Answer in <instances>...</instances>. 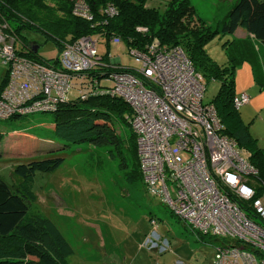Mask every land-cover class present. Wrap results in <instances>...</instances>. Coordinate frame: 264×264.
Listing matches in <instances>:
<instances>
[{"label": "built area", "instance_id": "obj_1", "mask_svg": "<svg viewBox=\"0 0 264 264\" xmlns=\"http://www.w3.org/2000/svg\"><path fill=\"white\" fill-rule=\"evenodd\" d=\"M73 2L74 14L92 21L86 0ZM109 12L114 15L112 9ZM0 41V63L7 66L8 76L0 96L2 121L28 116L34 109L38 113L54 111V101L31 106L29 95L37 91L48 93L51 75L58 82L56 91L62 88L69 97L78 74L91 70L99 60L98 48L91 37L68 45L58 56V66L16 54L13 34L1 36ZM112 42L118 44L119 39ZM130 55L134 58L135 74L125 71L112 74L110 93L124 99L132 109L130 125L136 136L147 193L204 235L235 237L254 244L250 247L239 241L218 247L214 264H264V197L251 205L248 200L255 192L257 196V191L253 185L251 189L247 186L254 182L248 178L259 173L237 142L223 134L214 105L204 102L205 78L194 70L179 47L154 43L145 51L132 49ZM249 103L250 97L245 93L233 98V105L239 110ZM158 189L164 195L157 196ZM246 212L254 214L249 216ZM152 225L157 230L155 221ZM153 236L156 241L148 239L146 246L154 249L159 245L155 250L166 252L169 242L156 232ZM254 247L259 251L250 250Z\"/></svg>", "mask_w": 264, "mask_h": 264}, {"label": "trees", "instance_id": "obj_2", "mask_svg": "<svg viewBox=\"0 0 264 264\" xmlns=\"http://www.w3.org/2000/svg\"><path fill=\"white\" fill-rule=\"evenodd\" d=\"M146 1L86 0L93 15L92 21H87L74 14L73 0H0V19L12 20L19 24L10 31L16 36L14 49L20 56L48 65L54 63L58 66L60 62L59 57L53 62L38 58L37 53L31 50L33 42L23 36L26 30L43 35L57 47L59 54L68 45L83 37H91L96 42L99 60L94 65L96 67L84 71V74L79 73L74 80L72 90L78 91L77 97L71 98V91L69 97L65 94L64 97L61 96L63 98H58L52 91L57 100L67 97L68 99L58 102L54 111L46 112L54 116L47 124L51 134L64 142L61 149L88 143L95 148L110 146L120 150L122 141L114 126L119 120L128 124L132 130V109L124 99L110 93L113 87V79L110 76L119 71L135 73L134 65H121L119 56L118 61L116 58L112 59L114 55H111V49L123 46L125 53L130 54L132 49L145 51L154 43L179 47L190 60L194 70L205 80L216 77L223 79L221 94L210 103L217 111L223 134L234 139L241 149L244 147L250 152L249 161L258 170L261 179L264 176V155L262 157L257 141L245 131L240 111L233 107L235 75L229 69H219L214 65L204 47L214 37L232 35L238 28H243L264 44V0H236L226 18L215 30L197 17L195 7L189 0L167 2L163 11L147 6ZM109 9L113 10L114 15L110 14ZM116 38L119 39L118 44L112 42ZM103 43L108 49L105 54L99 51ZM0 65L5 66L2 63ZM7 77L6 70L1 92L6 87ZM260 83L264 86V83ZM29 96L34 97L33 102L39 99L33 95ZM23 117L25 116H15L10 121L17 120L18 124H23ZM133 141L130 150L135 163L127 175L131 182L138 174L143 179L139 171L136 136ZM56 150L58 149L54 148V151ZM48 151L52 150H40L35 154ZM16 154L11 157L15 159L23 155ZM64 161L63 158H49L18 164L13 169V175L17 179L16 185H9L0 176V264H67L66 259L73 250L50 221L42 216L32 217L29 210V205L36 203L38 199L34 192L37 173H55ZM257 187L262 191L257 192V198L264 197V186L258 184ZM152 221L156 222V219H150L151 225Z\"/></svg>", "mask_w": 264, "mask_h": 264}, {"label": "rangeland", "instance_id": "obj_3", "mask_svg": "<svg viewBox=\"0 0 264 264\" xmlns=\"http://www.w3.org/2000/svg\"><path fill=\"white\" fill-rule=\"evenodd\" d=\"M170 1L147 0L146 5L163 11ZM189 1L195 7L197 17L215 30L236 0ZM18 25L15 21L0 19V35H12L10 30ZM23 36L33 42L32 47H37V56L41 60L53 62L58 57L57 47L43 35L26 30ZM8 39L5 38L6 42H9ZM233 39L232 35H218L205 45L204 50L219 69L233 71L236 77L233 92H246L250 97V103L240 107V115L245 131L257 141L263 157L264 86L257 77L254 81L252 78L253 69L258 64V55H252V51L244 45H238ZM113 49L112 59L119 56L121 65H134V58L125 53V47ZM107 50L105 43L100 45V53L105 54ZM253 56L255 58L251 60ZM6 70L5 66L0 65V88ZM223 85V79H207L204 102H212L221 94ZM72 91L71 98L77 97L78 91ZM53 119V114L39 112L23 117L21 126L17 120H0V135L3 136L0 139V176L9 185H16L17 179L13 175L16 165L49 158L65 160L55 173H37L34 192L38 199L29 205V210L32 217L42 216L50 221L73 250L66 259L67 264H121L120 258L122 264H214L216 248L244 242L235 237L224 239L204 235L199 229L191 228L160 200L149 196L139 174L134 181H129L127 175L135 163L130 150L135 136L128 124L118 120L114 126L122 141L118 151L110 146L95 148L88 143L61 149L64 142L51 134L47 125ZM54 148L58 150L54 151ZM40 150L52 151L35 154ZM242 151L247 159H251L247 149L243 147ZM16 153L23 155L12 158ZM260 177L252 175L248 178L254 181L251 185L256 187L258 193H262L258 184L264 185V176ZM155 194L164 195L160 189ZM231 199L236 200L233 197ZM256 199L255 192V196L248 202L255 206ZM246 214L251 216L254 213ZM151 218L156 219L158 230H154L151 225ZM153 232L169 242L165 253L155 250L159 245L154 246V249L146 246L148 239L156 241ZM244 243L254 246L251 242ZM250 250L255 252L259 248Z\"/></svg>", "mask_w": 264, "mask_h": 264}, {"label": "crops", "instance_id": "obj_4", "mask_svg": "<svg viewBox=\"0 0 264 264\" xmlns=\"http://www.w3.org/2000/svg\"><path fill=\"white\" fill-rule=\"evenodd\" d=\"M232 36L234 37L233 40L236 41V43L238 45H244V47L246 49H249L250 51H252L251 52L252 55H255V53L258 55V64L253 69L252 78L254 81L255 77H257L258 79H260V81L262 83H264V44L262 42L256 40L252 35H250L243 28H238L235 31V33L232 34ZM254 58H255V56L251 57V60ZM117 61H118V59H117ZM236 72H237V70H236ZM241 93H246V92H240V93L235 92V95H239ZM119 262H121V264L123 263L121 258L119 259Z\"/></svg>", "mask_w": 264, "mask_h": 264}, {"label": "bare ground", "instance_id": "obj_5", "mask_svg": "<svg viewBox=\"0 0 264 264\" xmlns=\"http://www.w3.org/2000/svg\"><path fill=\"white\" fill-rule=\"evenodd\" d=\"M96 43V42H95ZM31 50H33V52L34 53H37V52H35L34 51V47H33V49H31ZM47 65H48V63H46ZM51 64V63H50ZM54 64V63H53ZM96 65V64H95ZM94 67H96V66H94ZM93 67V68H94ZM92 68V69H93ZM48 78L50 79V80H52V82L50 83V90H49V92L48 93H44V92H42V91H37L36 92V94H33V96H35V97H39V99L36 101V102H33V100H34V97H30L29 96V103L31 104V106H36V104L37 103H40V102H48V101H54L56 104L58 103V102H60V101H63V100H57V98H56V96L58 97V98H63L64 96H65V94H64V91H63V89L62 88H59L58 89V91H56V84L58 83L57 82V79L55 78V80H56V82L54 81V77L53 76H51V75H48ZM52 91H54L55 93H56V96H54V95H52ZM61 96H63V97H61ZM38 113V111H36L35 109H34V111H33V114H37ZM250 185L251 184H248L247 186H248V188H250ZM254 190H255V187L254 186H251ZM251 189V188H250Z\"/></svg>", "mask_w": 264, "mask_h": 264}, {"label": "water", "instance_id": "obj_6", "mask_svg": "<svg viewBox=\"0 0 264 264\" xmlns=\"http://www.w3.org/2000/svg\"><path fill=\"white\" fill-rule=\"evenodd\" d=\"M34 51L37 52V47H34Z\"/></svg>", "mask_w": 264, "mask_h": 264}]
</instances>
